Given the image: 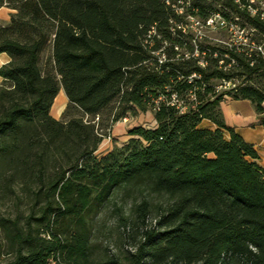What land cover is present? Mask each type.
I'll return each mask as SVG.
<instances>
[{"label":"trees","instance_id":"1","mask_svg":"<svg viewBox=\"0 0 264 264\" xmlns=\"http://www.w3.org/2000/svg\"><path fill=\"white\" fill-rule=\"evenodd\" d=\"M244 3L0 0V189L28 201L0 216V264H264V168L220 108L248 99L264 125V20ZM215 13L246 41L188 25ZM113 103L153 124L97 155Z\"/></svg>","mask_w":264,"mask_h":264},{"label":"rangeland","instance_id":"2","mask_svg":"<svg viewBox=\"0 0 264 264\" xmlns=\"http://www.w3.org/2000/svg\"><path fill=\"white\" fill-rule=\"evenodd\" d=\"M8 13H9V10L7 8L1 9L0 23H5L8 20ZM237 20L238 18L234 19V21L236 22ZM188 25L193 31H196V32L201 31L203 33L208 34L209 37L212 38L213 40L222 41V42L224 41L230 42L229 39L236 42V40H239L240 38H242L243 34H245V32L240 33L236 30L229 31V30H219V29L213 30L210 27L204 28L202 25L199 24V21L195 20L194 18H188ZM236 25H239V24H236ZM6 59H7V56L5 54H1L0 55V65L4 63ZM1 82H2V79L0 77V84ZM233 83L234 84L238 83V80H234L231 83L226 84L225 88L232 87L234 85ZM60 92L63 93L62 90H60ZM111 108H112V113L113 112L121 113L123 111H125V113L117 121L113 122L110 128H107L108 131L104 127L105 123L102 124L103 130L106 129L105 132H108L110 136L103 138L102 142L99 144L97 150L95 151L97 155L105 153L108 149L112 147L114 143L119 144L125 141L128 138V136L126 135V131L129 128L136 126V125L149 126L153 124V118L149 111L142 112L139 110H135L131 107H128L126 105L119 108V106H117L116 103H113ZM27 208H28L27 199H23V201H19L16 199L15 193L13 192L4 193L0 189V216L13 217L15 214L19 213L20 211L22 212L26 211ZM100 228L102 231L101 236H104L107 239V241L110 244H112L118 236V232H117V229L115 228L113 218H106L104 225ZM3 242H4L3 236L0 231V244H2Z\"/></svg>","mask_w":264,"mask_h":264},{"label":"crops","instance_id":"3","mask_svg":"<svg viewBox=\"0 0 264 264\" xmlns=\"http://www.w3.org/2000/svg\"><path fill=\"white\" fill-rule=\"evenodd\" d=\"M5 8L7 7L5 6L0 7V11L1 9H5ZM8 10L10 11V9ZM7 60H8V56L6 61ZM65 98L59 97L58 102L60 101L65 102L66 101ZM58 102L55 103L53 101L49 111L50 114L57 119L60 117V114L63 110L62 108L60 112L56 111L54 105H57ZM220 108L225 123L233 127L234 131L237 134H239L242 137V139L253 145L257 153L256 162L262 168H264V125L258 122L257 115L251 101L248 99H233L226 96L220 102Z\"/></svg>","mask_w":264,"mask_h":264},{"label":"built area","instance_id":"4","mask_svg":"<svg viewBox=\"0 0 264 264\" xmlns=\"http://www.w3.org/2000/svg\"><path fill=\"white\" fill-rule=\"evenodd\" d=\"M234 2L239 3V0H233ZM243 7H245L247 9V11L251 14V15H256L258 16L261 20H264V0H245V3L242 5ZM226 24L227 25V30L231 31V30H236L240 33L245 32V34H243L242 38H240L239 40L233 41L231 39L230 42L226 41L229 44H237L240 41H246V34L249 31L246 28L240 27L236 21H232L230 20L229 22L225 21L222 16L218 13L213 14L211 17H209L206 20V25L208 27H210L211 29L215 30L218 29L220 26ZM252 43L255 45V47L257 49H259L261 51L262 54H264V40H262L260 43H256L253 42ZM223 87L226 86V84L231 83L232 81L227 80V81H223ZM234 84V83H233ZM220 86V85H219Z\"/></svg>","mask_w":264,"mask_h":264},{"label":"bare ground","instance_id":"5","mask_svg":"<svg viewBox=\"0 0 264 264\" xmlns=\"http://www.w3.org/2000/svg\"><path fill=\"white\" fill-rule=\"evenodd\" d=\"M59 97L65 98L64 94H63L62 92H59V93L56 95V97L54 98V102H55V103L58 102ZM64 104H65L64 101H60V102H58L57 105H54L55 108H56V111H57V112H60V110H62V108L64 107Z\"/></svg>","mask_w":264,"mask_h":264}]
</instances>
